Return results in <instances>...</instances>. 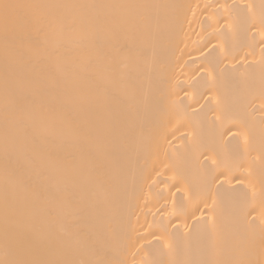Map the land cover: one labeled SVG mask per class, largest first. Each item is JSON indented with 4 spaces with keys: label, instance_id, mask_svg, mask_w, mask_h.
<instances>
[{
    "label": "bare ground",
    "instance_id": "obj_1",
    "mask_svg": "<svg viewBox=\"0 0 264 264\" xmlns=\"http://www.w3.org/2000/svg\"><path fill=\"white\" fill-rule=\"evenodd\" d=\"M0 264H264V0H0Z\"/></svg>",
    "mask_w": 264,
    "mask_h": 264
},
{
    "label": "snow or ice",
    "instance_id": "obj_2",
    "mask_svg": "<svg viewBox=\"0 0 264 264\" xmlns=\"http://www.w3.org/2000/svg\"><path fill=\"white\" fill-rule=\"evenodd\" d=\"M3 7H4V9H8V8L11 7V6L8 5V4H4Z\"/></svg>",
    "mask_w": 264,
    "mask_h": 264
}]
</instances>
